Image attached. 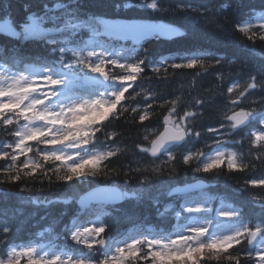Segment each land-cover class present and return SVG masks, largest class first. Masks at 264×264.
Returning a JSON list of instances; mask_svg holds the SVG:
<instances>
[{"label":"snow or ice","instance_id":"obj_1","mask_svg":"<svg viewBox=\"0 0 264 264\" xmlns=\"http://www.w3.org/2000/svg\"><path fill=\"white\" fill-rule=\"evenodd\" d=\"M239 6L240 0L222 5L225 9ZM12 7L9 3L0 8V37L8 41L0 44V67L9 65L7 74L0 73V121L4 125L15 124L17 127L12 133L16 137L14 144L7 146L12 151L0 150V160L9 161L4 168L5 181L0 183L47 179L51 184L53 177L65 183H86L89 178L108 182L110 177L120 175L127 182L132 171L141 172L139 167L134 170L129 167L128 171L110 168L105 161L110 162L118 154V149L103 152L92 149L98 139L96 133L102 130V122L110 118L119 119L129 111L139 112L141 123L149 119L146 110L141 111L139 106L129 109L123 103L126 100L125 93L138 79L148 78L144 75L146 70L157 76L162 69L167 73L166 65L172 58L164 56L158 64H152L150 54L156 42L161 37L175 34V29L160 22L105 19L101 15H89L84 11L81 0H56L54 6L46 2L39 9L29 5L24 8L22 18L12 13ZM112 8L116 15L134 8L164 14L174 13L181 6L172 9L163 6L159 0H113ZM249 17L248 22L238 24L235 30L251 40L257 32L253 30L251 12ZM258 19L259 29L264 30V16ZM81 29H87L91 34L88 41L71 46ZM229 38V34L224 33L225 42ZM148 39L152 43L145 47L142 41ZM260 39L264 40V31ZM128 40L133 41L134 47L128 48L121 43ZM28 41H40L49 46L47 56L34 57L25 53L22 45ZM175 59L182 62L173 60L170 65L172 69H191L204 64L201 57ZM225 59L224 55H217L215 63L219 65ZM249 80L242 89L238 83L228 87L229 94L239 90V97L230 98L232 111L225 116V120L229 131L256 122L258 127L249 133V142L256 148L264 149V97L259 101V111L242 107L236 111L251 90L259 88L264 91V63L251 70ZM176 103L171 102L172 107L164 117L163 133L150 142V147H141V152L150 153L154 159L167 153L168 161H174L175 156L170 151L172 146H178L190 136H200L188 123L189 119L198 115L196 112H185L182 118L172 121L171 128L168 127L171 117L176 113ZM203 103V100L196 101L197 105ZM147 108L151 109L152 104H148ZM220 127L224 128L225 125L221 124ZM207 131L218 134L214 141L215 154L209 155L200 150L183 155L184 164H189L193 159L198 161L193 169L195 173H212L225 163L229 171H244L254 167L239 162L236 152L221 150L225 141L219 129L208 128ZM111 138L110 135L106 139ZM144 139L149 138L145 136ZM30 142L36 146L38 159L29 156V153L34 152ZM21 157L24 159L21 160ZM48 162H52V166H46ZM143 172L145 175L137 181L135 188L128 191L113 188L105 194L104 199L114 202L121 198H138L166 172L174 176L176 169L170 167L165 170L161 165H155L150 171L145 167ZM112 183L115 185L116 182ZM246 183L264 186V177ZM30 202L53 203L48 200ZM257 203L261 223L255 227L246 223L236 208L214 210L205 204L185 205L183 212L190 217L215 211L221 219L215 223L213 219H205L203 223L186 225L174 236L141 234L114 241L102 235L105 234L102 222H91L90 226L74 222L65 226L67 239L74 242L67 252L31 243H17L11 238L15 229L5 224L0 227V264H21L22 260L25 264H204L205 257L215 259L220 264H242L241 254L230 251L234 245L244 248L243 259L251 261V264H264V199ZM88 207L83 205L82 210ZM179 215L181 213H177ZM224 221H229L230 226H225Z\"/></svg>","mask_w":264,"mask_h":264},{"label":"trees","instance_id":"obj_2","mask_svg":"<svg viewBox=\"0 0 264 264\" xmlns=\"http://www.w3.org/2000/svg\"><path fill=\"white\" fill-rule=\"evenodd\" d=\"M46 2L54 6L56 0H2L0 8L11 3L12 13L17 18H22L25 7L31 5L33 9H39L41 4ZM112 2L113 0H81L84 11L89 15H101L109 19L162 20L184 31V35L180 38L157 41L150 54L152 64H158L164 56L172 58L166 65L167 73L162 69L157 76L146 70L144 75L148 78L138 79L125 93L126 100L123 103L129 109L139 106L141 111L146 110L149 119L141 123L140 113L129 111L119 119L110 118L102 122L101 132L96 133L98 139L92 150L97 152L109 149L119 150L110 162L105 161L110 168L128 171L129 167L133 170L139 167L141 172L132 171L130 180L127 182L125 177L120 175L110 177L108 182L89 178L86 183L76 181L65 183L58 182L53 177L51 184L47 179L0 183V227L7 224L14 228L11 238L17 243L42 244L66 252L74 242L67 239L65 226L72 224L71 218L75 214L77 216L74 220L78 221L77 223L84 222L87 225L91 222L104 223L105 234L102 235L114 241L141 234L167 236L178 232L183 227L180 216L184 212L180 205L181 200L167 198L161 188L188 184L197 180L209 184L208 190L203 194L207 206L217 210L220 204H226L240 210L246 223L251 225L261 223L257 201L264 199V186L246 183L251 179L264 177V149L252 146L249 142L250 137L246 134L256 130L258 127L256 122H252L246 130H232L222 137L225 141L223 148L236 152L239 162L252 164L254 167L246 168L244 171H229L225 163L212 173H195L193 169L198 161L193 159L189 164H184L183 155L200 150L211 155L217 137H214V133L208 132L207 129H220L221 124L225 125V116L230 110V98L239 97V90L229 94L228 87L238 83L242 89L250 82L251 70L264 63V40L260 39V34L264 30L259 29L258 19L264 16V0H240L239 7L227 9L222 5L232 4L233 0H159L165 7L177 9V6H181V8L174 13L164 14L134 8L122 11L119 15L114 13ZM184 6H190V8ZM250 12L253 30L257 32L251 40L235 30L238 24L248 22ZM224 33L229 34L230 38L227 42L224 40ZM90 35L87 29H81L74 38L75 43L71 46L82 45L88 41ZM104 39L107 41V38ZM4 43L8 41L0 37V44ZM142 43L148 47L152 41L148 39ZM124 44L128 48L134 47L129 42ZM22 48L25 53L34 57H46L49 46L40 41H28L22 45ZM217 55L226 57L225 61L219 65L215 63ZM187 56L203 58V66L198 64L191 69L170 67L173 60L177 63L182 62L175 58ZM262 97H264V91L259 88L251 90L240 107L256 108L259 111V101ZM197 100H203L204 103L197 105ZM172 101L177 103L175 104L176 113L170 121L182 118L185 112H196L198 115L194 119H189L188 123L193 131L200 133V136H190L184 145L172 149L174 161H168V155L151 160L147 153L140 151V148L147 147L161 131L164 117L168 115L172 107ZM148 104H152L151 109L147 108ZM16 127L15 124L4 125L0 121V140L6 139L14 144L16 137L12 133ZM113 133L115 135H112ZM110 135L112 138L106 139ZM145 136L149 139L145 140ZM32 144L34 152L29 153V156L38 159L35 152L36 146ZM23 159L21 157V160ZM8 163L9 161L0 160V181H5L4 168ZM155 165H161L165 170L175 167L176 174L169 176L166 172L164 176L147 187L138 198L130 197L117 206H96L84 212H80L76 206V196L94 187L108 185L122 191L135 188L137 181L145 175L143 169L148 167L150 171ZM46 166H52V162H48ZM112 181L116 182L115 185ZM21 189L24 191L22 192ZM45 200L53 201V203L30 202ZM177 213L181 215L177 216ZM215 214L213 211L210 214H201L199 217L213 218ZM230 251L241 254L242 264H251V261L243 259L244 248L241 245H234ZM21 264H25V261L22 260ZM204 264H220V262L205 257Z\"/></svg>","mask_w":264,"mask_h":264},{"label":"water","instance_id":"obj_3","mask_svg":"<svg viewBox=\"0 0 264 264\" xmlns=\"http://www.w3.org/2000/svg\"><path fill=\"white\" fill-rule=\"evenodd\" d=\"M168 127L171 128L172 126L168 125ZM163 131H164V128L162 129V131L160 133H163ZM183 142H180V144H182ZM149 147H150V145H149ZM149 156H150V153H149ZM205 187H206V184L204 182L196 181V182L184 185V186H176V187L171 189V191L169 192L168 195H176V194L181 195V194L192 193V192L200 191V190L204 189ZM113 188L114 187H97V188H94L92 190H89V191L85 192L79 198L77 203L81 208L83 205H92V204H107V205L118 204L122 201V198L116 199L114 202L113 201H107L104 199L105 194L108 193L109 191H111Z\"/></svg>","mask_w":264,"mask_h":264},{"label":"rangeland","instance_id":"obj_4","mask_svg":"<svg viewBox=\"0 0 264 264\" xmlns=\"http://www.w3.org/2000/svg\"><path fill=\"white\" fill-rule=\"evenodd\" d=\"M1 63V62H0ZM4 66V65H3ZM8 69L4 68V67H0V73L2 74H7L8 73ZM22 123V122H21ZM5 146H8V143L5 144ZM41 148L43 147V145H40ZM222 151H225L226 153H231L230 150H227V149H221ZM215 153L213 152L212 155H214ZM162 189V192L165 193L166 191H168V187L166 188H161ZM79 195L76 196V198H78ZM75 198V199H76ZM198 204H204V201L202 200V197L201 196H195V197H190V198H187V199H183V202H182V207L187 205V206H195V205H198ZM220 208H225V209H228L229 207L227 205H220L219 206V209ZM198 215L199 214H194L193 216H189L188 213L185 212V214L183 216H180L181 218V221L183 222V227L186 226V225H189V224H192V223H203L204 222V218H198ZM221 218L219 216H215L213 218L214 220V223L216 220H220ZM224 224L225 226H227L226 224V221H224ZM182 227V228H183ZM182 229H180L179 231H181ZM213 231V229H211ZM178 231V232H179ZM174 236V235H173ZM40 247V245H39ZM48 248V247H47ZM50 248V247H49ZM56 251V250H55Z\"/></svg>","mask_w":264,"mask_h":264},{"label":"bare ground","instance_id":"obj_5","mask_svg":"<svg viewBox=\"0 0 264 264\" xmlns=\"http://www.w3.org/2000/svg\"><path fill=\"white\" fill-rule=\"evenodd\" d=\"M139 21H144V22H160V23L165 24V25H171V24H167V23L162 22V21H148V20H139ZM171 26H172L173 29H175V34L169 35L167 37H161V39H163V40H172V39L179 38L180 35H182V32L183 31L181 29H179V28H177V27H175L173 25H171ZM129 41H131L133 43L132 40H129ZM225 107H228V105L227 106L225 105Z\"/></svg>","mask_w":264,"mask_h":264}]
</instances>
